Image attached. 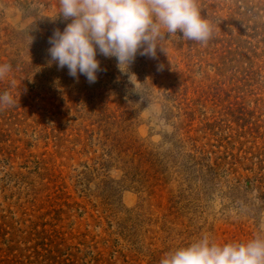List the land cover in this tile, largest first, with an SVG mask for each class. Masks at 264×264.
Listing matches in <instances>:
<instances>
[{"label":"rangeland","instance_id":"rangeland-1","mask_svg":"<svg viewBox=\"0 0 264 264\" xmlns=\"http://www.w3.org/2000/svg\"><path fill=\"white\" fill-rule=\"evenodd\" d=\"M199 8L206 44L166 35L127 73L98 54L90 84L50 63L58 0H0V264H160L203 235L264 236V0Z\"/></svg>","mask_w":264,"mask_h":264},{"label":"clouds","instance_id":"clouds-1","mask_svg":"<svg viewBox=\"0 0 264 264\" xmlns=\"http://www.w3.org/2000/svg\"><path fill=\"white\" fill-rule=\"evenodd\" d=\"M58 12L71 23L49 38L50 63L67 68L73 78L85 76L90 84L101 71L98 54L115 58L119 70L127 73L124 69L138 53L156 58L158 49L165 52L161 42L166 35L170 39L179 32L185 41L206 44L213 32L201 16L199 0H58ZM11 71L10 64H0V80ZM15 103L9 91L0 93V109ZM160 264H264V236L221 245L203 235L167 252Z\"/></svg>","mask_w":264,"mask_h":264}]
</instances>
